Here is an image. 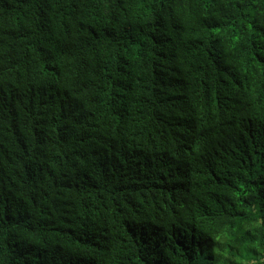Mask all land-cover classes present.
<instances>
[{"label":"trees","instance_id":"trees-1","mask_svg":"<svg viewBox=\"0 0 264 264\" xmlns=\"http://www.w3.org/2000/svg\"><path fill=\"white\" fill-rule=\"evenodd\" d=\"M0 264H264V0H0Z\"/></svg>","mask_w":264,"mask_h":264}]
</instances>
